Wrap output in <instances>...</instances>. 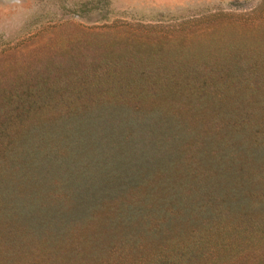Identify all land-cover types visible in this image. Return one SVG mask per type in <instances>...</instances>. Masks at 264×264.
<instances>
[{"label": "rangeland", "instance_id": "rangeland-1", "mask_svg": "<svg viewBox=\"0 0 264 264\" xmlns=\"http://www.w3.org/2000/svg\"><path fill=\"white\" fill-rule=\"evenodd\" d=\"M215 84L235 88V127H262L264 0H0V264H84L55 239L79 228L58 223L78 215L67 199L137 185L181 128L148 106L155 91ZM36 182L47 213L28 203ZM131 263L115 244L88 264ZM218 264H264V244Z\"/></svg>", "mask_w": 264, "mask_h": 264}, {"label": "trees", "instance_id": "trees-1", "mask_svg": "<svg viewBox=\"0 0 264 264\" xmlns=\"http://www.w3.org/2000/svg\"><path fill=\"white\" fill-rule=\"evenodd\" d=\"M169 88L155 91L146 103L183 114L170 121L181 127L169 138L177 143L172 155L147 165L124 194L66 201L65 208L78 215L62 212L58 223L67 227L75 221L79 228L75 238L55 239L69 247L81 244L84 264L115 244L129 249L131 264H218L264 244V123L235 127L240 108L230 86L215 84L211 92L195 88L189 99ZM244 134L255 140L245 141ZM27 190L30 207L47 213L43 186L36 182Z\"/></svg>", "mask_w": 264, "mask_h": 264}]
</instances>
